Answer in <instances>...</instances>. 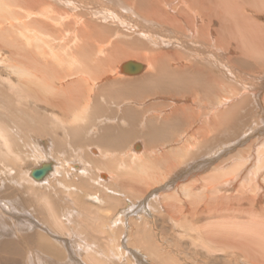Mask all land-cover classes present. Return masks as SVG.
<instances>
[{"label": "bare ground", "instance_id": "6f19581e", "mask_svg": "<svg viewBox=\"0 0 264 264\" xmlns=\"http://www.w3.org/2000/svg\"><path fill=\"white\" fill-rule=\"evenodd\" d=\"M256 2L0 0V67L8 73L6 77L0 75V99L15 100L18 106L33 109L32 114L43 125L55 122L54 128L67 126L68 129H60L68 130L74 155L83 150V144L91 145L88 152L97 154L99 150L92 145H98L100 155L88 153V161L97 165L98 177L108 179L111 174L106 171H114L119 175L114 181L118 187H126L128 183L138 194L161 185L165 179L179 182L213 168L208 175L184 185L186 196L178 194L174 198L177 216L184 211L190 212L193 219L203 220L199 228L207 229L205 239L212 246L222 249L264 246L263 239L258 241L264 238V220L256 219L264 210V145L256 141L264 133V106L258 109L260 104L254 101L264 102V94L258 93L264 90V77L262 80L252 77L264 73H258L264 71V0H260L261 5ZM109 19L120 21L124 34L129 33L123 40L115 39L113 45L109 41L115 23L110 28ZM98 21L107 24L100 25ZM166 28L171 35L164 32ZM177 31L186 34L187 44L179 43L182 40L176 37L180 36L173 34ZM139 36L145 40L140 41ZM161 37L168 38L166 43L162 39V46L177 48L145 51L151 45H159ZM48 38L64 44L61 52L51 47ZM193 42L194 45H188ZM141 45L145 46L142 52ZM6 47L10 52L8 59ZM131 57L146 60L147 64L139 59L120 64L121 59ZM130 61L141 65L133 74L129 73L137 74L133 77L126 76L128 73L123 69ZM243 97L250 101L237 102ZM258 115L260 123L253 124L252 118ZM3 118L0 112V168L17 172L13 160L23 156L19 140L25 148L36 149L38 155H47L45 143L44 147L38 146L43 138L33 137L34 129L30 131L28 126L19 130L15 123L8 124ZM87 121L89 124H83ZM61 132L56 131L54 137L61 136ZM190 133L199 142L180 147ZM233 135H237L235 140L231 138ZM139 136L145 137L146 150ZM225 139V144L233 141V145L220 146ZM130 141L129 150L142 153L123 151ZM237 144H245L241 148L243 153L237 151L235 157L217 161ZM171 145L174 147L170 148ZM168 148L165 155L153 159L156 155L152 152ZM248 151L251 152L246 156ZM64 162L68 169L84 170L76 162ZM155 162L170 169L159 172L154 168ZM44 163H51V170L42 179H34L32 169ZM56 166L54 160H42L40 165L19 175L42 182L57 171ZM198 181L203 182L199 189L195 186ZM159 190L160 198L167 193L166 188ZM141 204L143 211L145 202ZM248 205L257 207V215L246 220L239 214ZM9 218L0 215V223L8 227L0 231V264L9 257H17L22 264H44V258H39L41 255L30 246L44 247L47 243L44 235L29 236L24 223ZM247 231L260 238L252 243L241 241ZM12 237L21 239L22 244L11 241Z\"/></svg>", "mask_w": 264, "mask_h": 264}, {"label": "rangeland", "instance_id": "374dc122", "mask_svg": "<svg viewBox=\"0 0 264 264\" xmlns=\"http://www.w3.org/2000/svg\"><path fill=\"white\" fill-rule=\"evenodd\" d=\"M256 3L261 5L260 0H257ZM113 20L109 19L110 25L107 26L111 28L114 25L111 29H114V32L118 30L121 32L116 34L113 32L111 34L113 36L109 41V44L112 45L113 42H117V39L123 40L129 34H124L122 30H125V28L120 21L116 20L117 23ZM98 22L100 25L104 26L107 24L101 21ZM119 22L121 26L119 25ZM158 27L162 28V26ZM166 30L167 31L164 30L165 33L169 35L172 34L167 28ZM177 32L178 33L173 34L180 36V38L176 37L177 39L182 40V42L180 41L179 43L183 44V42H185V44H187L188 42L185 40L186 34L183 31ZM139 37L140 41L145 40L143 37ZM163 38L164 37H161L160 44H157L158 49L156 45H151L149 48H146L145 51L147 50V52H151L152 50L153 52L160 50L162 52L163 50L167 51L170 48L171 50L177 48L176 45H172V47L169 46L168 48L162 46L161 44L166 43V40L168 39L165 38V40ZM128 41L131 40L128 39ZM48 42L52 45L51 47L57 49V51H59L64 45L52 38H48ZM188 45H194V42L193 44ZM144 47L145 46L143 45L140 46V48L143 49H140L141 52L144 51ZM1 50H4V48L2 47ZM5 50L7 51L6 56H8V59L10 58V52L7 47ZM59 52H61V50ZM128 59H139L138 61L146 63V60L144 61L137 57H131L121 59L120 64L128 61ZM1 67L0 75L3 76L4 74L3 77L8 76V73L3 67ZM259 72L264 71L260 70L258 73ZM121 73L125 74L123 72ZM136 75L126 74V76L129 77ZM252 77L257 80H262L261 77H264V73ZM4 82H6V80H4ZM258 93L262 96L264 90ZM249 101L250 99L243 97L237 102L245 104ZM254 101H257V104H260L258 109H261L264 106L262 100L255 99ZM8 102H11V105ZM0 108H2L0 109V112L4 117L3 119L8 124L15 123L14 125L18 126L19 130L30 126L29 130L34 129V131H36L33 137L40 136L44 140L42 144L39 142L38 146L41 145L44 147L43 143H45L47 155H44V153L38 155L39 152L36 153V149L32 150L31 147L25 148L23 145L24 143L19 140L20 144L23 146L21 148L22 151L20 152L23 156L13 160V164L14 162L16 164L14 170L18 173H12V169L10 168H0V215L9 220H11L9 217H12L14 221L20 222L21 225L24 223L26 227H28L26 230L29 236H35L38 233L44 235L47 240L44 247L40 248L39 246L27 243V245H30L38 255H41L39 258H44L42 261L44 264H258V262L259 264H264V256L261 254V250L264 252V246L241 247L239 249H222L214 245L212 246L210 243L206 242L205 239V236L207 235L205 233L208 232L207 229L204 231L199 228L203 224V220L193 219L189 215L190 212L186 213L184 211L177 216L179 212L173 209L175 206L174 201H177L174 198L178 196V194H182V198L183 196H186L183 192L184 185H187L190 181L193 182L196 177L201 178L202 176L208 175L212 172L213 168L201 172L199 171V174L194 176L181 178L179 182H169V178L167 177L168 179H165L161 185H156L154 188L150 187L144 191L143 194H138L137 191L130 188L128 183H126V187H118L114 181L119 175L114 171H106L108 172L107 174H111V177L109 176L108 179L98 177L97 165H93L88 161V153H92V151L88 152V147H91V145L83 144V150H79V153L74 155V153L70 151L72 148L70 143L71 136L67 133V126H60L61 129L66 128L64 129V132H61V129L57 128L58 126L54 128L52 124H55V122L53 121V123L47 122V125H43L38 119L39 117L32 114L34 112L33 109L28 110L23 106H18L15 100L6 101V99H0ZM7 110L8 113L6 112ZM252 120L253 124H259V115L255 118L253 117ZM12 121L13 123H11ZM83 124H89V121L86 123L83 122ZM42 127L46 130L43 129L44 133L41 132ZM58 130H60V134L62 135L54 137V135H57L56 131ZM95 130H97V128L93 129V131ZM50 133L51 135H49ZM43 134H46V136ZM191 135L192 133L188 134L184 143L181 144L180 147L185 143L199 142V140ZM89 136L91 137V135ZM236 136L237 135L231 136L232 140H235ZM51 137L59 138H57L58 140H51ZM138 138L145 143L146 146L144 147V150H146L148 144L145 137L143 138L142 136H139ZM231 138H228V140ZM251 139H255V136ZM224 141H226V139L222 140L220 146L225 144ZM256 141H260V145L262 144L263 146L264 133L259 135V138H256ZM131 143L132 141L126 142L123 151L128 149L129 154L142 153V151L134 152L129 150ZM229 145H233V141L227 142V144L224 145V148H228ZM92 146L99 150L97 154H92L95 157L98 156V154L100 155V147L98 145ZM173 147L174 146L172 145L170 146V148ZM242 147H245V144H237L233 150L223 154L220 158H217V161L223 159H226L227 161L229 158L235 157L237 151L243 153L244 150L241 149ZM170 148L163 152H152V154L155 153L156 155L153 156V159L162 157V155H165ZM177 148H179L178 145ZM257 149L258 148H256V151ZM256 151L257 159L258 153ZM262 151L264 152L263 149ZM250 152L251 151H248L245 155L247 156ZM241 154L239 156H241ZM180 157L181 156H179V159H182ZM42 160H54L57 165V171L53 172L46 180L37 182L31 177L23 179V177L19 175V172L21 173L23 170L29 171L32 167L40 165ZM64 161L76 162L81 165L80 169L84 170L81 171L75 168L68 169L65 167ZM233 163L234 162H232L230 166H232ZM155 164H153V166ZM162 166H165V164L160 166L156 164L154 168L159 172H164V170L170 169L163 168ZM150 169L151 168H149V170ZM191 169L192 168H189V170ZM123 176L128 177V174L124 173ZM10 178L11 181L9 180ZM15 178L18 179L17 182L15 181ZM125 180H127V178H125ZM129 181L130 180H127V182ZM135 183V186L139 185V181H136ZM195 186L199 189L203 186V182L198 181L195 183ZM143 188L145 187L143 186ZM163 188L167 189L168 194L164 193L160 198L159 189ZM153 194H156V196ZM170 194L172 196H170ZM143 201L145 202V207L144 210L141 211L140 207L143 205L141 204ZM178 202L179 204L181 203V198ZM178 202H176V204ZM261 211H263L261 214L259 213L261 217H259L260 215L256 217L258 220H264V210ZM242 212L243 213L239 214V216L247 220L250 217L257 215V207L254 205H248ZM176 217L181 218L182 221L178 220V218L176 219ZM6 228L8 227L0 223V231ZM262 231L264 233V229ZM200 232L203 233L201 234ZM259 238L260 237L250 234V231H247L242 234L240 240L252 243ZM262 239L264 240V238H261L258 241H263ZM10 240L22 244L21 239L16 240L12 237ZM1 255L4 256L2 253ZM11 263L22 264V261L17 257H15V259L9 257L4 261V264Z\"/></svg>", "mask_w": 264, "mask_h": 264}, {"label": "water", "instance_id": "95a60500", "mask_svg": "<svg viewBox=\"0 0 264 264\" xmlns=\"http://www.w3.org/2000/svg\"><path fill=\"white\" fill-rule=\"evenodd\" d=\"M140 68L141 65H138V63H134L132 61L123 65L124 71L127 72L128 74L129 73L133 74V72L137 71ZM51 168H52L51 163H44L40 167H36L32 169L31 175L34 179L40 180L48 173V171L51 170Z\"/></svg>", "mask_w": 264, "mask_h": 264}]
</instances>
